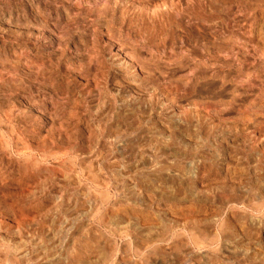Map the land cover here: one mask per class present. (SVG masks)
<instances>
[{"label": "rangeland", "instance_id": "374dc122", "mask_svg": "<svg viewBox=\"0 0 264 264\" xmlns=\"http://www.w3.org/2000/svg\"><path fill=\"white\" fill-rule=\"evenodd\" d=\"M0 264H264V0H0Z\"/></svg>", "mask_w": 264, "mask_h": 264}]
</instances>
